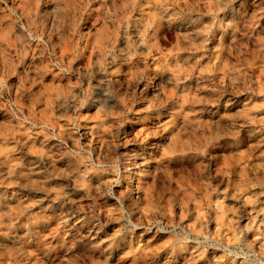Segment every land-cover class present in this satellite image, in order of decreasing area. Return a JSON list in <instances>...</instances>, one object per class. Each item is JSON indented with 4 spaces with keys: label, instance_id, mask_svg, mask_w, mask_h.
<instances>
[{
    "label": "rangeland",
    "instance_id": "374dc122",
    "mask_svg": "<svg viewBox=\"0 0 264 264\" xmlns=\"http://www.w3.org/2000/svg\"><path fill=\"white\" fill-rule=\"evenodd\" d=\"M0 264H264V0H0Z\"/></svg>",
    "mask_w": 264,
    "mask_h": 264
},
{
    "label": "bare ground",
    "instance_id": "6f19581e",
    "mask_svg": "<svg viewBox=\"0 0 264 264\" xmlns=\"http://www.w3.org/2000/svg\"><path fill=\"white\" fill-rule=\"evenodd\" d=\"M5 2V1H4ZM10 10V9H9ZM42 32V31H41ZM30 36V35H29ZM36 38V37H35ZM39 38V37H38ZM37 38V39H38ZM40 39V38H39ZM49 39V38H48ZM45 41V40H44ZM44 43V42H43ZM44 46V45H43ZM46 48V47H45ZM49 51V50H48ZM48 53V52H47ZM46 55V54H45ZM45 55H43V56H45ZM47 57V56H46ZM46 60V59H45ZM48 60V59H47ZM49 62V61H48ZM200 244V243H199Z\"/></svg>",
    "mask_w": 264,
    "mask_h": 264
}]
</instances>
